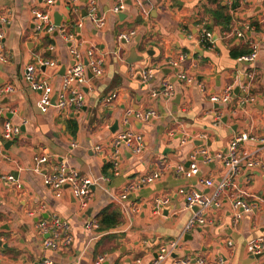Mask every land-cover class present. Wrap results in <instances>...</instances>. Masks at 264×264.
<instances>
[{"label": "crops", "instance_id": "1", "mask_svg": "<svg viewBox=\"0 0 264 264\" xmlns=\"http://www.w3.org/2000/svg\"><path fill=\"white\" fill-rule=\"evenodd\" d=\"M71 2L59 0L49 8L44 0H0L6 59L0 61V90L14 89L0 100V148L6 156L0 157V264H41L45 258L55 264H97L99 257L105 258L102 264H151L162 248L170 256L161 264H264V254L248 251L250 242L264 238V0H126L120 15L111 12L118 0H79L73 8ZM92 5L103 27L88 14ZM36 11L51 13L54 22L55 14L61 16V26L76 34L73 45L84 57L93 49V59L101 62L103 75L89 73L80 87L85 96L80 112L42 111L40 93L24 78L27 65L55 62L37 73L56 96L74 66L69 43L38 31ZM223 13L232 17L228 25ZM205 31L212 33V42L201 43ZM129 32H135L131 41L120 40ZM253 44L257 59L242 60ZM132 50L141 60L128 62ZM147 71L151 76L144 79ZM166 82L174 86L171 101L153 96ZM227 88L231 99L210 101ZM130 110H154L157 117L125 121ZM6 120L22 129L7 148ZM125 130L141 135L143 146L138 153L123 149L114 169L112 142ZM243 133L253 140L239 146L248 159L236 187L221 195L204 227L187 231L197 209L186 208L180 190L213 194L215 187L203 181L225 180L228 168L218 155ZM196 153L199 172L188 176ZM43 156L48 160L38 174L34 169ZM61 160L94 180L86 208L70 188L58 193L44 184L45 174ZM9 174L21 189L3 181ZM153 174L159 178L135 187ZM164 197L170 203L158 212L154 202ZM241 198L256 209L236 220L233 203ZM54 216L65 225L57 239L51 236L57 247L47 249L49 236L38 224H50ZM89 221L97 226L88 231Z\"/></svg>", "mask_w": 264, "mask_h": 264}, {"label": "built area", "instance_id": "2", "mask_svg": "<svg viewBox=\"0 0 264 264\" xmlns=\"http://www.w3.org/2000/svg\"><path fill=\"white\" fill-rule=\"evenodd\" d=\"M46 5L50 8L56 5L59 0H44ZM79 2V0H72L71 6H73ZM126 9V0H118V3L112 8L111 12L115 15H120ZM89 16L95 20V22L103 27L105 25V21L99 18L98 11L94 5L88 11ZM35 21L37 23L38 31L44 33L46 35L52 36L54 34L60 35L66 43L71 45L70 55L74 59V66L65 74L63 79V85L61 91L55 96L53 88L42 78L39 76L37 71L41 69H45L48 67L55 66V62L50 60H41L38 64H29L25 67L24 70V78L29 84L30 88L40 93V99L38 102V106L42 111H47L51 107H55L57 109L63 111H74L80 112L85 106V96L81 91L80 87L84 86L90 79L88 77L89 73L93 74V77H101L103 75V71L101 69V62L94 60V50L89 49L84 57L78 47L74 46L76 34L68 33L66 30L60 25L57 26L52 19L51 13H43L40 11H36L34 13ZM5 19H0V61L6 62V59L3 55V41L4 34L1 31ZM80 27V26H79ZM249 29V27H247ZM135 32H129L125 34H121L119 37L120 40H124L125 42L131 41ZM239 36H243L242 33H239ZM212 33L205 31L203 37L201 39V43L212 42ZM258 57V45H252V51L249 55L244 56L242 60L247 62H254ZM88 62L86 64V62ZM151 76V72L147 71L144 74V79H148ZM252 78V76H250ZM14 89L11 86H6L5 88L0 90V100L2 95L13 92ZM162 95L166 101H171L174 96V86L173 84L166 82L163 85V88L160 92L154 93L153 96ZM232 98L231 88H227L224 91L222 96L213 95L210 97V101L212 103L226 102ZM111 100V99H110ZM4 113L0 109V117H3ZM125 121H127L130 117L137 119L140 122H146L153 118L157 117V113L154 110H150L147 112H138V111H127L125 113ZM22 129L21 126L14 125L11 121L6 120L3 127V140L4 142H14L17 138L21 136ZM253 140V138L247 133H243L240 136L236 137L230 144L227 149L225 155L219 154L218 157L224 160V165L228 168V173L225 177L224 181H220L215 184L213 180H204L203 183L207 187H215L214 193L211 195H206L201 192H187L185 190H180V193L184 195L186 208L190 210H196L193 213L192 218L189 220L186 230L192 231L196 228L204 227L207 224V213L211 210L214 205H219L221 195L230 187H236L237 185V176L240 173L241 167L246 163L247 156H242L239 153L240 144ZM264 144V140L262 141ZM143 146V137L139 134H136L130 130H125L116 135L112 142L113 154L111 157V162L114 169H117L119 165V157L121 155V151L123 149H131L133 152L138 153L141 151ZM97 149L101 150L100 147ZM204 154H208L207 152H203ZM199 153L192 155L191 157V166L187 171L188 176H196L199 172L197 166V158ZM0 157L5 158V152L2 148H0ZM47 158L45 156L37 159V166L34 171L38 174L41 173V165L47 162ZM249 166H254L256 163L251 162L248 163ZM67 160H61L57 163V167L53 171V173L45 174L44 176V184L47 187L52 188L54 191L60 193L64 188L68 187L72 191V194L75 198L81 201V207L86 208L89 204V201L92 198L93 187L95 185L94 180L89 176H85L80 174L77 170L70 168ZM181 171L184 169L179 167ZM3 181L9 183H16L17 188L21 189L22 185L19 183L18 179L11 174L4 175L1 177ZM159 178V174H153L152 176L141 179L137 184L136 188L143 186L144 184L151 183ZM135 187H131L130 189H135ZM60 195V194H58ZM170 198H158L154 202V206L156 211H160L165 206L169 205ZM235 213V219L239 220L242 218L244 213H250L254 211L255 205H250L246 203L242 198L237 199L233 203ZM65 225L57 216L53 217V220L50 224L45 221L40 222L38 224V228L43 235H48L49 237L44 241V247L47 249H55L57 247L54 240L59 237L58 230L62 229ZM97 224L94 221H89L85 225L86 230H91L96 227ZM231 244V243H229ZM173 248L178 247L177 243L172 244ZM248 251L254 256H260L264 254V238L253 240L248 245ZM170 256V251L166 248H162L160 252L157 254V257L151 262V264H161ZM105 260L104 257H99L97 260V264H102ZM140 262V261H139ZM188 261H182L180 264H187ZM41 264H55L53 260L45 258L42 260ZM201 264H203L201 262Z\"/></svg>", "mask_w": 264, "mask_h": 264}, {"label": "water", "instance_id": "3", "mask_svg": "<svg viewBox=\"0 0 264 264\" xmlns=\"http://www.w3.org/2000/svg\"><path fill=\"white\" fill-rule=\"evenodd\" d=\"M54 19H55V23L57 26H60L61 25V16H59L58 14H55L54 16ZM141 60V58H138L135 54V50H132L131 52V58L128 60L129 63H135L137 61ZM92 76V74H90ZM13 142H7L6 144V148L10 145H12Z\"/></svg>", "mask_w": 264, "mask_h": 264}, {"label": "trees", "instance_id": "4", "mask_svg": "<svg viewBox=\"0 0 264 264\" xmlns=\"http://www.w3.org/2000/svg\"><path fill=\"white\" fill-rule=\"evenodd\" d=\"M234 7H235V5L233 6V9H234ZM227 9V7H223V6H220V8H219V10H221L222 12L224 11V10H226ZM219 13H220V11H218ZM221 16H222V22L224 23V24H226V25H228L230 22H231V20H232V17L229 15V14H221ZM251 52V51H250ZM249 51L246 53V54H249L250 53ZM112 166V165H111ZM110 165H108L107 167H111ZM102 219V218H101ZM102 222L103 221H105V219L103 218V220H101Z\"/></svg>", "mask_w": 264, "mask_h": 264}]
</instances>
